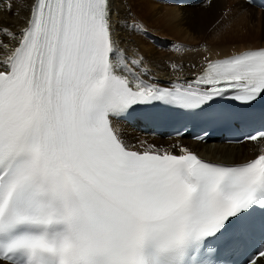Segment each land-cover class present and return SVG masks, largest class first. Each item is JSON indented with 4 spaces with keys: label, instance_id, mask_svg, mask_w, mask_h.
<instances>
[{
    "label": "snow or ice",
    "instance_id": "obj_1",
    "mask_svg": "<svg viewBox=\"0 0 264 264\" xmlns=\"http://www.w3.org/2000/svg\"><path fill=\"white\" fill-rule=\"evenodd\" d=\"M114 3L33 0L19 34L0 29L18 39L0 60V264H232L264 232V153L224 164L133 150L114 118L165 106L242 119L212 103L264 98V48L160 87L120 46Z\"/></svg>",
    "mask_w": 264,
    "mask_h": 264
},
{
    "label": "bare ground",
    "instance_id": "obj_2",
    "mask_svg": "<svg viewBox=\"0 0 264 264\" xmlns=\"http://www.w3.org/2000/svg\"><path fill=\"white\" fill-rule=\"evenodd\" d=\"M148 1L115 0L112 12V21L116 30V38L120 46L127 50L129 56L135 54L137 57L144 58V63L140 72L143 73L141 78L148 83L166 87H171L173 84H188L192 82L190 80L195 78L196 74L207 61L235 53L247 47L255 48L264 46V12L258 11L254 6L247 4L244 0H239L238 3L241 10H237L236 12L242 13L245 9L250 11L249 16L242 13V18L240 20L247 19V23L242 27L248 30L251 29L252 32H255L253 38H245L242 42L234 46L217 47L218 49L214 50L199 49L196 51L190 48L188 49L186 46L185 48L183 47L184 55H182L181 52L182 56L176 58L175 51L169 50V48L171 49L178 45L182 46L181 43L183 41L191 38H193V41L195 40L196 43L208 40L205 36L209 28L220 19L223 12L221 0H199L200 3L202 2L201 4H198L197 0H171L174 4L166 5L167 8L164 12L161 10L164 6L161 0ZM32 3L33 0H0V29L7 28L12 33L19 34L26 26ZM137 11L142 12V14H150L149 12H154L156 14L160 13V19L163 17L162 19L165 18V20H167L169 33L175 34V36L171 38L167 37L166 39L169 48L156 49L149 41L145 43L146 39L135 29L130 27V25L135 23L139 25L142 24L139 20L141 14H138ZM255 13L262 16V19L259 21L257 27H248L247 25L253 21L252 17ZM221 23L223 26L225 22L222 20ZM240 23H237V25ZM170 34L168 36H170ZM0 37L3 39V42L0 44V60H3L10 54L11 50L17 46L18 39H11L2 32H0ZM181 38H184V40L182 41ZM157 41L158 40H155L154 43ZM3 45H7V47L5 48ZM173 65H176V67L173 68ZM137 125H139L137 122L130 124L123 120L114 119V126L120 131L121 136L122 134L127 136L125 139L124 136H122V139L128 142L132 146L129 145V147L134 150L136 147H133V142H137L140 148H143V151H150L147 148L165 149L172 146V142L179 141L180 144H182L181 148H187L192 152H198L207 159L226 163L243 162L264 153L263 140L244 142L242 144L203 143L191 141L188 138H165L163 136L147 133L143 134L140 131L134 130V127L138 128ZM180 149L175 154H180ZM168 152L174 153L173 151ZM255 264H264V257L258 259Z\"/></svg>",
    "mask_w": 264,
    "mask_h": 264
},
{
    "label": "rangeland",
    "instance_id": "obj_3",
    "mask_svg": "<svg viewBox=\"0 0 264 264\" xmlns=\"http://www.w3.org/2000/svg\"><path fill=\"white\" fill-rule=\"evenodd\" d=\"M145 1H148V0H145ZM161 2H163V4H164L162 9L160 7L162 12H164L165 9L167 8L166 5L174 4V3L171 2V0H161ZM238 2H239V0H221L222 7H223L222 15H221L220 19H218V21L212 27L209 28L207 34L205 32V34H206L205 37L209 41L206 40L205 42H201V43L197 42L196 43L195 40L193 41V38L188 39L186 41H183L184 38H181V40L183 41L181 43L182 46L178 45V46H174L173 48L170 49L169 45L167 44V40L166 39H167V37L171 38L172 36H175V34H172V33L170 34L169 33L167 20H165V18L162 19L163 17L160 19V17H159L160 13L156 14L154 12H149L150 14H145V13L142 14V12H138L137 11L138 14H141V16H139V20L142 22V24H140V26L141 27L143 26L142 29H143V33L144 34H141L140 32H138V33L143 38L146 39L145 43H147V41H149V43L151 45L153 44L156 49L169 48V50L175 51V55H176L175 57L176 58L184 55V53H183L184 50L183 49L186 46H187L188 49L190 48L191 50H196V51H198L199 49L200 50H202V49H204V50H207V49H211L212 50L213 49L214 50V49H218V48H223L225 46L226 47L230 46V45L234 46V45L238 44L239 42H242L245 38H253L254 37L253 35L255 33V32H252L251 29L248 30L247 28L242 27V26H244L247 23V19H243L241 21L240 20L242 18L241 14L244 13V15L249 16L250 15V11L245 9L242 13L241 12L237 13L236 12L237 10H241L239 8L240 5H239ZM197 3L201 4L202 2L200 3L199 0H197ZM149 4H150V2H149ZM151 5H152V3H151ZM151 5H150V8H151ZM153 6H154V4H153ZM145 15H147V16H145ZM252 18H253L252 19L253 21L247 26L248 27H252V26H256L257 27L259 21L262 19V16H260L258 13H255V15ZM222 20L225 22L223 24V26H222V23H221ZM237 23H240V24L237 25ZM135 24H138V23H135ZM167 33H169L170 36H168L169 34H167ZM208 36H209V38H208ZM210 36H211V38H210ZM175 39H177V38H175ZM2 40L3 39L0 37V44H1V42H3ZM155 40H158V41L154 43ZM181 52H182V55H181ZM179 53H180V55H179ZM134 130L135 131H139L138 128H136V127H134ZM122 136H124V139L127 137L126 135H123V134H122ZM178 142L174 141V142H172V146H170L168 148H165V149H162V150H164V151H173L174 153H177L179 151V149L182 147V144H180V142L179 143ZM126 143L128 145H130L128 142H126ZM133 147H136V149L139 148L138 150H142L143 149V148H140V145L137 144V142H133ZM147 149H149L150 151H153V150H156V149L160 150V148L154 149V148H151V147H149Z\"/></svg>",
    "mask_w": 264,
    "mask_h": 264
}]
</instances>
